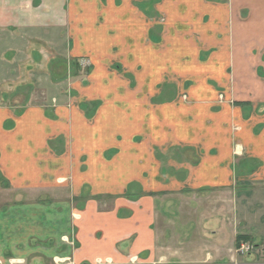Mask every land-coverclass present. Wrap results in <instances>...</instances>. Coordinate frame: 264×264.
Instances as JSON below:
<instances>
[{
  "label": "crops",
  "instance_id": "0c3cea01",
  "mask_svg": "<svg viewBox=\"0 0 264 264\" xmlns=\"http://www.w3.org/2000/svg\"><path fill=\"white\" fill-rule=\"evenodd\" d=\"M262 7L264 0H0V264H264V176L235 191L229 211L230 153L206 179V154L188 165L164 156L192 145L175 125L156 129L162 110L151 102L154 86L182 78L197 92L222 86L228 100L232 85L237 100L264 102L248 45L264 29ZM77 61L89 72L71 81ZM194 181L221 182L227 199L215 211L222 225L208 236L191 220V195L203 188H182ZM181 189L186 195L167 198ZM239 235L250 237L251 252L236 253Z\"/></svg>",
  "mask_w": 264,
  "mask_h": 264
},
{
  "label": "rangeland",
  "instance_id": "374dc122",
  "mask_svg": "<svg viewBox=\"0 0 264 264\" xmlns=\"http://www.w3.org/2000/svg\"><path fill=\"white\" fill-rule=\"evenodd\" d=\"M258 32L261 33L258 36L257 34L249 36V38L254 39L255 43L250 41L248 45L256 47V49L252 47H249V49L253 50L258 58V61H256L258 66L255 64L254 67L255 76L260 77L261 74L264 76V49H262V45H264V29L261 28ZM235 40L237 42L238 39ZM85 62V65H82V62L79 65V61H77V64L73 67L74 71L70 75L71 81L81 79L85 77V74H88L89 64L87 61H83V63ZM204 86L206 87V85ZM205 87L200 88L198 93L197 87L191 85L189 80L185 78H182L177 85L172 83L171 86H154L152 91L155 92L158 98L155 97V101L151 102L162 111L160 112V116H156L153 125H155L156 129L158 127L160 129H168V127L175 125L177 128H180V131L182 129L180 136L187 141L188 144L186 145H192V147L167 148L163 151L165 153L164 156L177 158L185 162L183 164L188 165L187 163L194 164L201 161L206 154L203 159H206L203 169L209 173L200 171L199 174L203 179L213 176L212 173L220 172L222 166L220 158L226 156L228 152L230 153V158L233 159L234 164L230 166L232 179L228 188V205L229 211L232 212L235 191H245L254 188L253 185L258 183L255 182L254 178L258 179L257 177L264 176V102L237 100L235 98V91L232 93V85L230 86V97L228 100L225 96L224 98L222 97L225 91V89H222V86ZM38 92L40 93V91ZM212 92L213 95H210ZM39 93H37V97L41 102L42 96ZM69 93L72 94L73 92L70 90ZM202 93H205L207 97L200 96ZM212 96L213 98H211ZM210 98L213 100L210 101ZM226 102L229 105L228 109L227 105L223 104ZM90 104L94 107L97 103L92 102ZM172 136V134L165 135V137ZM196 140L202 141L204 145L208 143V147L212 146L211 149L208 150L207 147L206 149L204 148L205 146L198 145L195 143ZM240 142L245 143L246 147L248 145V149L240 148V146L242 147ZM155 153L159 155L160 151L157 149ZM185 165L182 167H188ZM211 169L212 173H210ZM203 182L207 181H199L198 183L194 181L187 184H185L186 182H182V188L188 190L194 188L195 185H201L203 188L200 190L196 189L197 192L191 195L198 204V208L195 207V213L192 212L191 220L197 223L199 233L203 231L208 236L210 229L215 227L216 223H218L217 221H220V226L222 225V218L217 216L215 211H219L220 208L217 206H221L222 203L226 204L227 199L223 198L222 200L223 186L220 184L221 182L213 184L214 186L211 188L207 187L208 183L203 184ZM191 184L194 186L191 187ZM2 185L6 186L4 183ZM166 195L172 202L175 197L184 196L186 193L183 190L181 193L178 191L175 194L166 193ZM180 202L182 210H184L186 205L189 204L188 196L186 198L183 197ZM176 216L179 215L176 214ZM242 243L253 245L252 241H243Z\"/></svg>",
  "mask_w": 264,
  "mask_h": 264
},
{
  "label": "built area",
  "instance_id": "2783aa9c",
  "mask_svg": "<svg viewBox=\"0 0 264 264\" xmlns=\"http://www.w3.org/2000/svg\"><path fill=\"white\" fill-rule=\"evenodd\" d=\"M253 245L251 244H247V243H241L239 244L236 248L235 251L238 254H246L251 252V250L253 249Z\"/></svg>",
  "mask_w": 264,
  "mask_h": 264
},
{
  "label": "trees",
  "instance_id": "16d2710c",
  "mask_svg": "<svg viewBox=\"0 0 264 264\" xmlns=\"http://www.w3.org/2000/svg\"><path fill=\"white\" fill-rule=\"evenodd\" d=\"M243 241H250V237H248V236H244V235H242V236H237L236 237V244L238 245L240 242H243Z\"/></svg>",
  "mask_w": 264,
  "mask_h": 264
}]
</instances>
